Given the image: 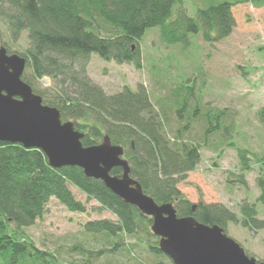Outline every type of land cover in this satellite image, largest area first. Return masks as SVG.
Segmentation results:
<instances>
[{
	"label": "trees",
	"instance_id": "16d2710c",
	"mask_svg": "<svg viewBox=\"0 0 264 264\" xmlns=\"http://www.w3.org/2000/svg\"><path fill=\"white\" fill-rule=\"evenodd\" d=\"M182 2L0 0V18L6 21L12 40L16 41L22 32L28 34L29 49L21 55L26 61L22 81L42 98V104L58 109L63 122L73 121L75 129L83 134L84 147L98 144L104 135L112 144L122 146L130 175L143 192L159 205L173 204L180 218L193 217L205 225H218L224 231L229 223L240 224L250 231L260 230L264 224L257 217L254 203H242L239 216L222 204H198L193 210V205L177 188L184 175L193 171L200 161V146L181 140L189 127L181 119L193 96L192 86L179 87L174 109L181 127L171 139L165 133L164 116L151 104L142 85L135 91L124 87L117 94L106 95L87 76L92 55L139 68L138 50L133 52L131 45H137L149 30L156 29L164 44L181 48L188 47L190 38L198 35L206 43L218 42L227 38L235 27L232 7L247 2L264 5V0H222L197 8L191 17L180 9ZM44 77L61 86L58 95L35 89L33 83ZM65 86L70 92L63 89ZM196 111L195 108L192 118ZM222 115L220 111L206 116L205 140L220 129ZM256 118L264 127V105ZM130 141L134 142V150ZM237 154L242 172L250 170L248 163L253 157L264 165V156L259 158L243 149H238ZM121 173L120 168L111 171L117 177ZM240 182L246 185L242 176ZM256 184L259 190L256 201L264 207V173ZM69 186L117 218V222H87L83 227L86 232L134 238L142 234L155 240L147 244L153 254L166 257L150 231L151 218L124 203L103 182L87 178L78 167L51 168L40 150L0 143V264H59L54 254L39 249L22 229L42 217L51 198L70 212L84 213L85 206L74 198Z\"/></svg>",
	"mask_w": 264,
	"mask_h": 264
},
{
	"label": "rangeland",
	"instance_id": "374dc122",
	"mask_svg": "<svg viewBox=\"0 0 264 264\" xmlns=\"http://www.w3.org/2000/svg\"><path fill=\"white\" fill-rule=\"evenodd\" d=\"M219 1L222 0H183L179 7L194 17L197 8ZM232 15L235 27L221 41L206 43L198 35L190 38L188 47L181 48L164 44L158 31L152 29L137 45H131L133 52L138 50L139 68L92 55L87 76L106 95L117 94L124 87L135 91L142 85L151 104L164 116L165 133L171 139L181 123L189 124L181 140L200 146V161L184 175L177 188L192 205L222 204L239 216L242 203H254L257 217L264 224V207L256 201V181L264 173V165L253 157L248 163L250 170L242 172L237 154L238 149H243L259 158L264 156V127L256 118L264 105V5L237 4L232 7ZM1 44L10 53L23 55L29 49L28 34L22 32L16 41L12 40L6 21L0 18ZM182 85L192 86L193 96L179 123L174 102ZM33 86L47 95L61 92V86L48 77ZM63 89L71 90L68 86ZM220 111V129L205 140L206 116ZM240 176L246 185L240 182ZM69 189L85 206L84 213L70 212L51 198L42 217L22 229L39 249L54 254L59 264H173L168 258L153 254L147 244L155 240L142 234L134 238L86 232L83 227L87 222H117V218L97 202L87 201L75 187ZM10 227L16 229L14 224ZM225 233L247 256L264 262V226L250 231L229 223Z\"/></svg>",
	"mask_w": 264,
	"mask_h": 264
},
{
	"label": "water",
	"instance_id": "95a60500",
	"mask_svg": "<svg viewBox=\"0 0 264 264\" xmlns=\"http://www.w3.org/2000/svg\"><path fill=\"white\" fill-rule=\"evenodd\" d=\"M26 61L0 46V143L40 150L53 169L78 167L87 178L99 180L124 203L151 218V233L158 249L173 264H264L249 257L218 225H205L193 217H178L173 204H157L131 177L124 148L107 135L84 147L83 134L60 112L42 104L40 96L21 79ZM134 150V142L130 141ZM120 168V176L111 175ZM193 205V210L195 209Z\"/></svg>",
	"mask_w": 264,
	"mask_h": 264
}]
</instances>
